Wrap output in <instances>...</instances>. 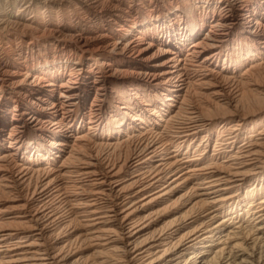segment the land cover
Masks as SVG:
<instances>
[{
    "label": "bare ground",
    "instance_id": "1",
    "mask_svg": "<svg viewBox=\"0 0 264 264\" xmlns=\"http://www.w3.org/2000/svg\"><path fill=\"white\" fill-rule=\"evenodd\" d=\"M0 264H264V0H0Z\"/></svg>",
    "mask_w": 264,
    "mask_h": 264
}]
</instances>
